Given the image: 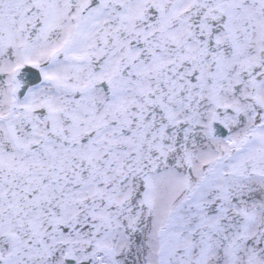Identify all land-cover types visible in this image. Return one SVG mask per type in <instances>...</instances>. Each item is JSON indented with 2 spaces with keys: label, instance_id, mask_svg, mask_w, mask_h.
Returning <instances> with one entry per match:
<instances>
[{
  "label": "snow or ice",
  "instance_id": "obj_1",
  "mask_svg": "<svg viewBox=\"0 0 264 264\" xmlns=\"http://www.w3.org/2000/svg\"><path fill=\"white\" fill-rule=\"evenodd\" d=\"M0 264H264V0H0Z\"/></svg>",
  "mask_w": 264,
  "mask_h": 264
}]
</instances>
